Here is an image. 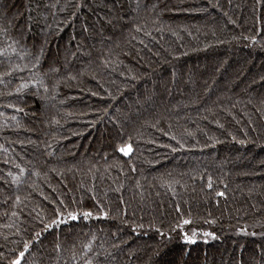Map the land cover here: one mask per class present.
<instances>
[{"label": "trees", "instance_id": "trees-1", "mask_svg": "<svg viewBox=\"0 0 264 264\" xmlns=\"http://www.w3.org/2000/svg\"><path fill=\"white\" fill-rule=\"evenodd\" d=\"M25 243L264 264V0H0V264Z\"/></svg>", "mask_w": 264, "mask_h": 264}, {"label": "snow or ice", "instance_id": "snow-or-ice-1", "mask_svg": "<svg viewBox=\"0 0 264 264\" xmlns=\"http://www.w3.org/2000/svg\"><path fill=\"white\" fill-rule=\"evenodd\" d=\"M120 151H121V152H124L125 155H127L128 153H130V152L132 151L131 145H128L127 147H122V148H120ZM209 187H211V185H209ZM221 195H222V193H221ZM57 212H58L59 215H63L62 213H59V210H57ZM67 215H68V218H69V219H71V220H76V219H78L81 215L83 216V218L87 219L89 216L92 215V213H91V212H83V213L68 212ZM105 215H106V214H105ZM60 222L63 223L64 221H60ZM52 223H53V224H56L57 221H56V220H53ZM184 223L187 224V223H189V221L185 220ZM49 227H51V225H49ZM178 227H179V226H178ZM184 239H185L186 241H188L189 243H194V240L192 239V237H189L187 234H185ZM28 248H29V245H28L27 243H25V244H24V251H21V252L19 253V257H18L16 260H14V261L12 262V264H21V258L24 257L25 252L28 251Z\"/></svg>", "mask_w": 264, "mask_h": 264}]
</instances>
